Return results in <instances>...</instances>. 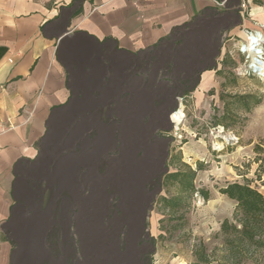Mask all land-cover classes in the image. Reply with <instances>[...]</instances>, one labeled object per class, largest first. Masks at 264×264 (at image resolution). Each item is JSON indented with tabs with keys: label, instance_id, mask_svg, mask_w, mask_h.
Returning <instances> with one entry per match:
<instances>
[{
	"label": "crops",
	"instance_id": "crops-1",
	"mask_svg": "<svg viewBox=\"0 0 264 264\" xmlns=\"http://www.w3.org/2000/svg\"><path fill=\"white\" fill-rule=\"evenodd\" d=\"M208 12L222 43L264 44V0H0V264H103L104 188L128 178L165 40ZM218 86L203 72L188 99Z\"/></svg>",
	"mask_w": 264,
	"mask_h": 264
},
{
	"label": "trees",
	"instance_id": "trees-1",
	"mask_svg": "<svg viewBox=\"0 0 264 264\" xmlns=\"http://www.w3.org/2000/svg\"><path fill=\"white\" fill-rule=\"evenodd\" d=\"M220 21V13H204L200 19L174 31L173 38L178 41L173 47H170L173 38L165 40L168 44L164 45L163 52L173 57L163 74L165 84L151 86L150 115L143 123L134 125V155H129L128 160L116 156L121 159V169L127 160L128 178L123 179L121 171L119 180L113 181L117 186L104 188V199L110 202L103 205V264H153L155 246L157 241L163 240V235L156 241L146 232V217L152 207L158 206L163 212L183 213L189 207V203L184 202L186 199L199 195L203 201L209 200L207 191L194 186L196 174L203 171V165L197 163L193 170L180 163L181 154L173 155L166 137L170 130L164 127L168 115L176 111L178 101L187 100L195 91L203 72L215 70L216 77L224 74L221 69L231 57L227 52L218 61L223 35L217 28ZM218 65L220 69L216 70ZM226 98L232 99V104L239 105L245 114L260 103L250 95H220L221 101ZM228 107L224 103L222 116L217 121L222 129L228 128L223 122L231 113ZM128 143L130 151V139ZM140 145L144 149L136 151L135 147ZM151 151H155L152 157ZM174 160L180 164L175 165ZM105 168L104 162V171ZM169 186L177 187V193L169 198L162 196ZM218 193L236 203L232 218L225 219L215 235L219 245L210 251L203 242L193 247L192 264H264V196L249 183L228 184ZM133 236L136 237L134 246L140 251L135 257L129 249ZM143 247L147 251L142 252Z\"/></svg>",
	"mask_w": 264,
	"mask_h": 264
},
{
	"label": "rangeland",
	"instance_id": "rangeland-1",
	"mask_svg": "<svg viewBox=\"0 0 264 264\" xmlns=\"http://www.w3.org/2000/svg\"><path fill=\"white\" fill-rule=\"evenodd\" d=\"M222 45L230 52L232 60H227L226 67L221 69L224 74L217 77V91L199 94L182 106L178 101L176 111L168 115L164 127V130H170L166 137L173 155L181 154L180 163L193 170L197 163L203 165V171L196 174L194 186L197 190L207 191L209 200L203 201L199 195H194L184 201L189 207L183 213L163 212L158 206L152 207L146 217V232L150 235L152 227L159 225L163 233V240L157 241L152 258L157 263L177 258L192 264V249L198 242H203L208 251L220 244L215 235L225 219L231 220L236 203L221 196L219 189L232 183H249L264 195V82L256 75L246 74L248 68L245 57L239 53L240 44L224 41ZM262 49L264 52V44ZM220 95H250L260 103L245 114L239 105L232 104V99L221 101ZM224 103L231 111L223 121L227 129L217 125ZM178 111L182 112L180 123L172 119ZM138 149L142 150L144 146L135 147L136 151ZM150 154L152 157L155 151ZM174 164L179 165L177 160ZM177 191V187L169 186L161 195L169 198ZM135 238L133 236L129 241L134 257L140 252L134 246ZM140 250L147 251L146 247Z\"/></svg>",
	"mask_w": 264,
	"mask_h": 264
},
{
	"label": "bare ground",
	"instance_id": "bare-ground-1",
	"mask_svg": "<svg viewBox=\"0 0 264 264\" xmlns=\"http://www.w3.org/2000/svg\"><path fill=\"white\" fill-rule=\"evenodd\" d=\"M262 43V38L258 35V36H252L249 39H245V44H243V49L248 50L249 51V55L253 61V63L257 62V55L260 54L261 49L256 48L257 45H260ZM260 68L258 69L259 75L261 80L264 82V64H260ZM181 118H182V112L178 111L176 112L172 119L176 122V123H180L181 122Z\"/></svg>",
	"mask_w": 264,
	"mask_h": 264
},
{
	"label": "built area",
	"instance_id": "built-area-1",
	"mask_svg": "<svg viewBox=\"0 0 264 264\" xmlns=\"http://www.w3.org/2000/svg\"><path fill=\"white\" fill-rule=\"evenodd\" d=\"M219 7H223V4H219L218 5ZM252 36H258V35H255L253 33H247L246 34V39H249L250 37ZM263 42V40H262ZM243 44H245V42L241 43L240 44V47H239V53L241 55H243L245 57V64H247V68H248V71L246 72V74L248 75H256L260 78V75H259V72H258V69L260 68V64H264V52H263V49H262V43L260 45H257L256 48H259L261 49V52L260 54L257 55V62L256 63H253L250 55H249V51L248 50H245L243 49ZM4 128L3 127H0V132L2 131L3 132Z\"/></svg>",
	"mask_w": 264,
	"mask_h": 264
}]
</instances>
